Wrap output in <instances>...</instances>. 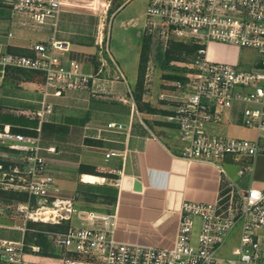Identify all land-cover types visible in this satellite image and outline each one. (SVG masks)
I'll return each mask as SVG.
<instances>
[{"label":"crops","instance_id":"0c3cea01","mask_svg":"<svg viewBox=\"0 0 264 264\" xmlns=\"http://www.w3.org/2000/svg\"><path fill=\"white\" fill-rule=\"evenodd\" d=\"M101 1L63 0L54 30L51 23L33 25L29 18L13 15L11 0H0V52L32 55L33 43L54 36L71 42L65 58L77 59L81 71L97 76L89 88H69L56 94L51 87L45 94L41 71L0 63V130L8 127L40 134L42 153L55 177L50 197H58L61 202L70 199L77 208L68 219L71 224H87L90 210L116 213L115 234L119 240L170 246L185 199L216 202L230 188V179L243 189L264 187V153L254 158L253 169L244 175L238 172L242 161L224 162L225 168L226 164L237 165L231 175L227 169L225 174L211 163L181 156L177 123L169 117L179 104L174 84L178 78L163 77L162 68L158 72L151 58L152 46L143 98L138 102L134 95L143 39L149 32V0H124L116 8L108 0L105 5L102 2L103 9ZM166 47L161 49L165 51ZM244 48L211 42L207 55L212 60L241 65ZM254 55L251 60L244 59L247 67L260 59L257 52ZM143 102H149L155 110H149ZM46 103L52 111L38 116ZM243 107V103H235L224 122L211 128L228 135L239 132ZM111 121L125 127H108ZM112 149L119 153L107 157ZM0 161L20 163L22 155L0 142ZM2 172L0 169L1 188L7 180ZM136 180L141 182L140 189L135 187ZM33 222L13 212L0 214V240L24 242L25 264H64L59 247L49 253L33 250V245L40 246L33 236L39 231ZM238 243L235 228L221 252L231 255ZM0 264H6L1 246Z\"/></svg>","mask_w":264,"mask_h":264},{"label":"built area","instance_id":"2783aa9c","mask_svg":"<svg viewBox=\"0 0 264 264\" xmlns=\"http://www.w3.org/2000/svg\"><path fill=\"white\" fill-rule=\"evenodd\" d=\"M63 0H11L12 13L33 25L51 23L57 28ZM146 16L151 34L199 45L194 70L176 79L179 104L171 120L177 123L180 155L215 165L227 174L224 162H240L244 175L254 158L264 153V0H149ZM12 34V32H10ZM211 42L235 44L256 51L260 59L249 67L212 60ZM32 55L0 52V63L37 69L45 76V94H62L69 88H89L96 75L81 71V63L65 58L71 42L57 39L31 45ZM243 103V125L258 132L255 139L224 134L211 127L224 122L235 103ZM50 104L36 114L51 112ZM124 128V123L108 122ZM0 142L22 155L20 163L3 169V188L25 191L24 200H0V214L13 212L26 220L60 223L77 208L68 199H51L55 177L42 153L41 136L0 130ZM54 149V147H49ZM119 152L109 150L107 157ZM120 181V179H118ZM230 188L216 202L185 199L172 245L122 241L116 237V213L90 210L88 223L70 224L66 230H44L52 244L64 251V264H264V187ZM199 219V225L197 224ZM199 227L196 237L194 231ZM238 228L239 243L231 255L221 252L230 232ZM6 264H25V243L0 240ZM39 250L40 246H32Z\"/></svg>","mask_w":264,"mask_h":264},{"label":"trees","instance_id":"16d2710c","mask_svg":"<svg viewBox=\"0 0 264 264\" xmlns=\"http://www.w3.org/2000/svg\"><path fill=\"white\" fill-rule=\"evenodd\" d=\"M152 35L150 33L145 34L143 39V46H142V53H141V59H140V67H139V77L136 84V88L134 91V95L138 102H140L143 98V92H144V84H145V75H146V69L147 65L150 59V51L152 46ZM199 45L196 43H193L191 41H183V40H176L171 39L165 51L160 53V57L164 61H171V60H183V56L185 54H191L193 57L198 49ZM170 78H179L177 75H166ZM185 76H180L179 79H184ZM143 105H146L149 110H155L154 107L151 106L149 102H143ZM3 162L4 165L8 166L7 161H0ZM0 194L5 195L7 199L10 200H24L27 198L28 193L25 191H19V190H6V189H0ZM9 201V200H8ZM35 224V227L39 230L33 233V236H35V241L40 244V250L44 253H49L55 251L53 250L54 245L52 244L49 236L44 232V230H66L70 226V220L65 219L61 221L60 223H54V222H43V221H37L33 222ZM40 223L43 225H47L48 228L40 227Z\"/></svg>","mask_w":264,"mask_h":264},{"label":"rangeland","instance_id":"374dc122","mask_svg":"<svg viewBox=\"0 0 264 264\" xmlns=\"http://www.w3.org/2000/svg\"><path fill=\"white\" fill-rule=\"evenodd\" d=\"M107 1L108 0H102L100 2L101 3V9L104 8L103 3L105 5L107 3ZM112 1H113L112 4L114 5V6H112V8H116V6L120 5L124 0H112ZM142 7H143V4H141V8ZM147 22H148V19H147ZM147 30L149 31L148 28H147ZM147 33H150V32H147ZM151 35L153 38L151 58H152L153 62L155 63V66L159 67L158 72L162 68L163 77L171 74V75H177L180 78V76H185L194 70V57L191 54H185L183 56L184 57L183 60H171V61H164L163 62V59L159 55L161 52L164 51V49H161V47H165V42L162 40L163 38H161L160 35H157V34H151ZM171 39H175V38H170L169 41ZM255 53L256 52H254L253 50H250V48H244L243 57H244V59L246 58L247 60H251L255 57V55H254ZM244 59L241 63V66L247 67L246 66L247 64L245 63L247 61H244ZM238 128H239V132H238V130H236L235 133L232 132L231 133L232 136H234L233 134H236V136H238V137H248V138H252V139H255L257 137L258 132L251 129V128H248L244 125L240 126ZM226 169L231 175H233L237 170V165L226 164ZM0 189H1V187H0ZM2 189H5V188H2ZM11 189L12 188H9L6 190H11ZM12 190H14V189H12ZM0 200L8 201L10 199H7V197L5 195L0 194ZM40 227L48 228V226L46 224L42 225L41 223H40ZM51 248H53V250H54L55 246L51 247ZM62 252L64 253V251H62Z\"/></svg>","mask_w":264,"mask_h":264},{"label":"water","instance_id":"95a60500","mask_svg":"<svg viewBox=\"0 0 264 264\" xmlns=\"http://www.w3.org/2000/svg\"><path fill=\"white\" fill-rule=\"evenodd\" d=\"M135 187L138 188V189H140L141 188V182L138 181V180H136Z\"/></svg>","mask_w":264,"mask_h":264},{"label":"bare ground","instance_id":"6f19581e","mask_svg":"<svg viewBox=\"0 0 264 264\" xmlns=\"http://www.w3.org/2000/svg\"><path fill=\"white\" fill-rule=\"evenodd\" d=\"M85 178L93 179L95 177L94 176H91V175H85Z\"/></svg>","mask_w":264,"mask_h":264}]
</instances>
